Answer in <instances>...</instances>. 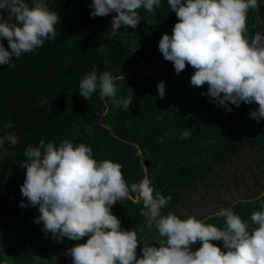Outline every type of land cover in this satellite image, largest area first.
<instances>
[{
	"label": "trees",
	"instance_id": "obj_1",
	"mask_svg": "<svg viewBox=\"0 0 264 264\" xmlns=\"http://www.w3.org/2000/svg\"><path fill=\"white\" fill-rule=\"evenodd\" d=\"M25 2L30 4L31 0ZM46 3L60 16L56 40L45 41L42 47L16 61L13 57L14 67L0 65V136L14 131L19 139L17 145L6 143L9 154L0 156V264H72L66 250L89 238L71 241L64 237L62 243H57L51 234L42 231V222L35 223L40 215L38 206L19 207L22 201L27 203L20 191L26 171L22 167L26 159L23 152L42 139L56 145L69 139L90 146L98 161L107 159L121 164L129 185L147 175L155 191L172 197L163 214L171 211L182 219L186 216L179 210L194 194L197 182L216 168L254 148H261L258 159L264 163V119L257 122L251 118L250 104H229L232 111H226L207 95V84L191 85L195 70L190 65L186 64L185 70L177 74L172 62L163 58L159 41L164 33L172 35L178 22L167 0H161L154 15L139 9L141 21L133 32L121 26L115 35L111 30L115 13L91 17L92 0ZM258 5L247 13L249 36L264 34V2ZM151 20L157 24H150ZM0 42L10 51L6 39L0 37ZM101 44L106 45L103 51L98 50ZM92 70L124 76V81H118L122 82L124 97L133 99L129 111L111 105V98H102L99 90L89 100L80 95L79 82ZM161 81L165 83L164 98L159 97L157 89ZM42 100L47 102L41 105ZM184 108L207 112L217 126L230 124L232 128L213 149L204 150L203 140L196 147L191 146L190 151L174 150L181 131L173 119ZM9 122L12 128H4ZM204 184L209 187L211 183ZM218 185L208 203L228 204L224 208L232 209L242 219L250 220L251 213L259 210L264 201V192H254L243 199L234 195L231 204L234 192L227 191L224 180ZM134 201L133 194V199L117 201L112 206V214L121 221L122 229L136 231L146 226L140 215L143 202ZM216 213L199 214L197 219L207 218L206 223L222 227L224 219ZM213 243L223 250V241ZM200 246L198 241L191 250Z\"/></svg>",
	"mask_w": 264,
	"mask_h": 264
},
{
	"label": "clouds",
	"instance_id": "obj_2",
	"mask_svg": "<svg viewBox=\"0 0 264 264\" xmlns=\"http://www.w3.org/2000/svg\"><path fill=\"white\" fill-rule=\"evenodd\" d=\"M177 21L172 35L164 33L159 51L173 64L179 74L190 65L195 71L191 85H208L207 95L231 112L229 104L237 107L255 103L250 113L257 122L264 119V34L249 36L247 13L256 10L258 0H167ZM161 0H92L90 16L112 17L111 30L115 35L121 26L135 29L141 21L139 9L155 14ZM6 14V15H5ZM60 16L51 10L46 0H0V37L8 42L7 50L0 42V65L14 67L15 61L56 40ZM150 24H157L155 20ZM105 44L98 50L103 51ZM120 73L92 70L78 85L80 95L89 100L99 90L102 98L129 111L131 96L118 98L116 81ZM160 98L165 96V83L157 84ZM203 94V93H202ZM46 100L40 101L41 105ZM12 128V123L4 125ZM17 145L14 131L0 136V156L9 154L5 144ZM22 167L25 179L20 186L19 207L38 206L40 215L35 223H43L42 231L51 234L57 243L67 237L86 243L66 250L72 264H264V201L253 211L250 220L242 219L230 208H221L216 215L224 219L217 227L195 216L180 218L174 212L163 214L172 197L154 190L147 175L139 182L129 183L122 165L111 160L94 158L93 150L84 143L63 139L59 145L42 139L28 145ZM142 201L140 215L146 225L155 227L159 246L146 245L137 258L138 242L135 230H125L112 214L117 201ZM196 251L191 246L197 242ZM223 241V250L213 243Z\"/></svg>",
	"mask_w": 264,
	"mask_h": 264
},
{
	"label": "rangeland",
	"instance_id": "obj_3",
	"mask_svg": "<svg viewBox=\"0 0 264 264\" xmlns=\"http://www.w3.org/2000/svg\"><path fill=\"white\" fill-rule=\"evenodd\" d=\"M263 3L264 0H258ZM249 21V18L247 19ZM132 32L134 29H132ZM118 87V98L124 97L123 91L120 89L122 82L117 81ZM108 103L110 100L106 99ZM111 105H113L111 103ZM243 105V104H242ZM173 106V105H171ZM112 107V106H111ZM248 111H255L258 105L255 103L250 104ZM114 108V107H113ZM178 111V109H177ZM175 125H177L181 131L178 137V146L174 150H180L182 152L190 151L193 149L191 146L196 147L199 142L204 140L203 149L209 150L218 146L225 139V134L232 128L230 124L224 126H217L211 119V115L207 112L197 111L193 108H184L183 111L178 112V116L173 119ZM261 148H254L248 152H242L233 158L227 165L216 168L215 171L206 177L204 180L197 182L195 186L194 194L188 198L180 213L186 218L188 216L199 217L198 215H207L218 212L225 205L223 202H215L211 205L209 195L215 196L217 189L219 188L218 183L225 181V188L233 191L231 192V199L234 203L236 194L241 195L240 198L251 197L252 194L264 192V163H260L258 155L261 154ZM262 156V155H261ZM225 175L226 178L220 176ZM210 182L209 187H206L204 182ZM230 184L228 185L227 182ZM153 186V185H152ZM235 186L238 188L235 189ZM227 194V193H225ZM233 195V196H232ZM204 197V198H203ZM208 200V201H207ZM209 202V203H208ZM201 209V211L199 210ZM144 229L136 230L138 236V242L140 243L137 247V258L142 256V248L146 245L153 244L159 246L156 240L160 239L158 231L155 227L149 228L147 225ZM131 230V229H125Z\"/></svg>",
	"mask_w": 264,
	"mask_h": 264
},
{
	"label": "water",
	"instance_id": "obj_4",
	"mask_svg": "<svg viewBox=\"0 0 264 264\" xmlns=\"http://www.w3.org/2000/svg\"><path fill=\"white\" fill-rule=\"evenodd\" d=\"M146 165H148V162H146Z\"/></svg>",
	"mask_w": 264,
	"mask_h": 264
}]
</instances>
